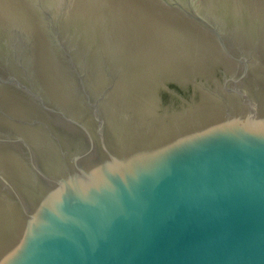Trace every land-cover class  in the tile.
Returning <instances> with one entry per match:
<instances>
[{
	"label": "water",
	"instance_id": "water-1",
	"mask_svg": "<svg viewBox=\"0 0 264 264\" xmlns=\"http://www.w3.org/2000/svg\"><path fill=\"white\" fill-rule=\"evenodd\" d=\"M0 264H264V0H0Z\"/></svg>",
	"mask_w": 264,
	"mask_h": 264
}]
</instances>
